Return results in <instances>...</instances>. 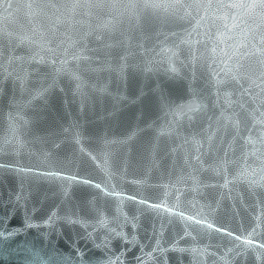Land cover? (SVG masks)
<instances>
[{"label":"water","instance_id":"obj_1","mask_svg":"<svg viewBox=\"0 0 264 264\" xmlns=\"http://www.w3.org/2000/svg\"><path fill=\"white\" fill-rule=\"evenodd\" d=\"M0 264H264L260 0L0 3Z\"/></svg>","mask_w":264,"mask_h":264},{"label":"snow or ice","instance_id":"obj_2","mask_svg":"<svg viewBox=\"0 0 264 264\" xmlns=\"http://www.w3.org/2000/svg\"><path fill=\"white\" fill-rule=\"evenodd\" d=\"M3 0H0V3H2ZM260 5L262 7H264V0H260ZM155 6V5H153ZM229 7H232V8H243V9H246L247 11H252L253 9H255L256 5L255 4H240V5H237V4H232V5H229ZM233 21H234V24L233 26H239V24L236 22V17H233L232 18Z\"/></svg>","mask_w":264,"mask_h":264}]
</instances>
